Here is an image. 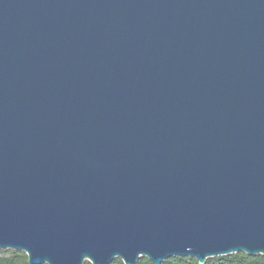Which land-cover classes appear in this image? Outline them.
<instances>
[{
	"label": "water",
	"instance_id": "water-1",
	"mask_svg": "<svg viewBox=\"0 0 264 264\" xmlns=\"http://www.w3.org/2000/svg\"><path fill=\"white\" fill-rule=\"evenodd\" d=\"M0 250L264 255V0H0Z\"/></svg>",
	"mask_w": 264,
	"mask_h": 264
},
{
	"label": "trees",
	"instance_id": "trees-1",
	"mask_svg": "<svg viewBox=\"0 0 264 264\" xmlns=\"http://www.w3.org/2000/svg\"><path fill=\"white\" fill-rule=\"evenodd\" d=\"M0 264H27L26 255L18 251H0ZM84 264H89L85 262ZM112 264H123L115 260ZM136 264H152L145 258H140ZM162 264H198L191 258L173 257L164 261ZM204 264H264V255L248 257L243 253L227 256L208 258Z\"/></svg>",
	"mask_w": 264,
	"mask_h": 264
},
{
	"label": "rangeland",
	"instance_id": "rangeland-1",
	"mask_svg": "<svg viewBox=\"0 0 264 264\" xmlns=\"http://www.w3.org/2000/svg\"><path fill=\"white\" fill-rule=\"evenodd\" d=\"M0 251H6V250H0ZM22 253V252H21ZM24 254V253H23ZM25 255V254H24Z\"/></svg>",
	"mask_w": 264,
	"mask_h": 264
}]
</instances>
